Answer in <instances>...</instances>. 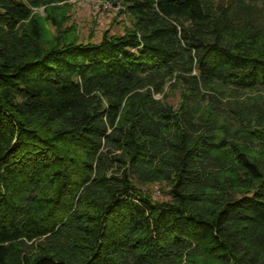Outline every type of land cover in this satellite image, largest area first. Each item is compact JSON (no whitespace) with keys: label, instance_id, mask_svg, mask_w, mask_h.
Masks as SVG:
<instances>
[{"label":"trees","instance_id":"obj_1","mask_svg":"<svg viewBox=\"0 0 264 264\" xmlns=\"http://www.w3.org/2000/svg\"><path fill=\"white\" fill-rule=\"evenodd\" d=\"M71 1L0 0V264H264V0Z\"/></svg>","mask_w":264,"mask_h":264},{"label":"rangeland","instance_id":"obj_2","mask_svg":"<svg viewBox=\"0 0 264 264\" xmlns=\"http://www.w3.org/2000/svg\"><path fill=\"white\" fill-rule=\"evenodd\" d=\"M97 0H72L69 3V21L66 27H75L84 42L92 40L94 43H99L106 33L111 36L123 35L125 28L131 26L129 16L123 13L122 4L112 5L109 9L97 8ZM39 13L45 16L44 10ZM48 29L53 33L55 30L48 24ZM180 93H170L169 102L174 106L180 103ZM149 191L155 201L169 202L171 200L166 189L160 185H153L144 188Z\"/></svg>","mask_w":264,"mask_h":264},{"label":"built area","instance_id":"obj_3","mask_svg":"<svg viewBox=\"0 0 264 264\" xmlns=\"http://www.w3.org/2000/svg\"><path fill=\"white\" fill-rule=\"evenodd\" d=\"M96 3H97V6H96L97 8H104V9H109L113 5L106 0H97Z\"/></svg>","mask_w":264,"mask_h":264}]
</instances>
